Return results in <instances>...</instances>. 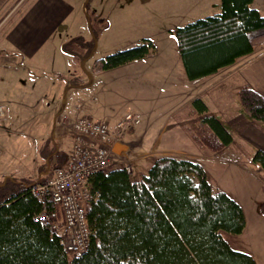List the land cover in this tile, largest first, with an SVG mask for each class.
Segmentation results:
<instances>
[{
	"label": "rangeland",
	"instance_id": "rangeland-1",
	"mask_svg": "<svg viewBox=\"0 0 264 264\" xmlns=\"http://www.w3.org/2000/svg\"><path fill=\"white\" fill-rule=\"evenodd\" d=\"M31 1L12 0L6 9L0 10V33ZM86 1L82 22L70 29L71 35H78L77 38L66 40V50L72 58L69 70L76 76L77 85L85 81L80 84L85 91L77 99L85 103L84 107L89 110L87 116L95 120H105L112 125L126 113L139 119L130 131L123 132L121 142L127 143L126 148L120 153L113 152L106 168L125 166L134 181L146 174L153 161L161 156L198 162L211 186L238 202L245 214L243 230L240 233L221 230L222 237L231 248L251 255L256 264H264V168L253 160L258 148L242 138L239 128H227L232 141L224 145L203 121L204 116L193 99L200 98L209 110L215 111L216 102L211 97L215 82L186 77L173 32L179 25L218 12L219 2L194 5L193 0ZM254 5L264 14V0H256ZM142 38L154 44V49L146 56L92 73L95 59L130 47ZM82 40L89 42L83 45ZM262 49L264 41L254 47L256 52ZM82 63L88 71L83 69ZM44 71L48 76L45 79L50 81L54 74ZM24 81L23 91L8 90L0 74L3 89L0 105L5 111L0 119V186H6L0 198L15 191L23 182L39 180L57 166L44 161L54 150L50 144L54 128L47 126L51 122L50 114L39 111L41 106L46 107L45 101L33 108L39 100L38 93L30 94L29 84ZM71 83L68 82V87H76ZM25 93H29L28 96ZM3 97L13 100H3ZM235 101L239 107L236 94ZM151 109L154 124L149 126L147 112ZM169 109L173 111V119L159 121L161 112ZM40 141L44 143L38 148ZM65 151L66 148L59 152Z\"/></svg>",
	"mask_w": 264,
	"mask_h": 264
},
{
	"label": "trees",
	"instance_id": "trees-1",
	"mask_svg": "<svg viewBox=\"0 0 264 264\" xmlns=\"http://www.w3.org/2000/svg\"><path fill=\"white\" fill-rule=\"evenodd\" d=\"M252 1L220 0L218 12L175 27L178 53L189 80L215 73L264 41V14L251 6ZM153 49L152 41L142 38L95 59L91 71L118 67ZM235 94L240 111L264 125V97L246 84ZM193 104L221 143L229 144L232 136L226 126L200 98H194ZM51 156L56 167L65 163L64 153L53 150ZM253 160L264 168V151L257 149ZM44 180L23 182L0 198V264H256L251 255L231 248L220 233L243 230L242 207L214 189L202 165L194 160L158 157L134 181L125 166L95 172L89 182L97 199L84 205L88 245L81 255L72 257L57 234L50 232L49 222L36 217L46 210L52 221L62 219L59 204L49 196L40 201L30 191L32 184ZM5 187L0 186V194Z\"/></svg>",
	"mask_w": 264,
	"mask_h": 264
},
{
	"label": "crops",
	"instance_id": "crops-1",
	"mask_svg": "<svg viewBox=\"0 0 264 264\" xmlns=\"http://www.w3.org/2000/svg\"><path fill=\"white\" fill-rule=\"evenodd\" d=\"M6 1L0 0V8ZM193 1L194 5H209L217 4L220 0ZM255 1H252L251 6L260 11L261 9L254 5ZM86 2V0H32L16 20L0 33L1 82L6 84L5 88L8 90L23 91L26 80L29 84L27 88L29 93H38L40 100L37 99L32 107L36 108L39 102L45 101L46 107L43 106L42 109L41 106L39 111L46 115L50 114L51 122L47 126L54 128L50 144L54 147V152L66 148L63 152V161L72 144L74 120L83 115L87 116L89 111L84 107L85 103L77 99V96L85 91L81 88L82 85L80 86L85 84V81L77 85L76 76L69 70L72 58L66 50V40L78 36L71 35L70 29L82 22ZM82 64L83 69L88 71L85 64ZM44 70H50L54 74L50 81L45 79L48 76ZM198 79L215 82L216 89L212 91L211 97L216 102V110L211 111L206 105L208 112L215 115L226 128H239L242 138L253 147L264 151V125L248 119L238 109L235 101V91L245 84L264 97V49L257 52L253 50L252 53L237 58L232 64L220 68L215 73ZM68 82H73L71 84L76 87H68ZM0 92H3L2 88ZM29 93H25V96ZM25 96L22 98L26 99ZM2 99L13 100L10 97ZM169 110L161 112L158 120H172L174 114ZM152 112V109L147 112L149 126L154 124ZM40 143L38 148H41L44 141ZM123 143L127 145L126 142ZM44 161L47 165L51 162L56 164L55 156ZM47 175L48 173L43 175L40 180ZM262 219L259 218L260 221Z\"/></svg>",
	"mask_w": 264,
	"mask_h": 264
},
{
	"label": "built area",
	"instance_id": "built-area-1",
	"mask_svg": "<svg viewBox=\"0 0 264 264\" xmlns=\"http://www.w3.org/2000/svg\"><path fill=\"white\" fill-rule=\"evenodd\" d=\"M4 116L5 111L0 105V119ZM138 122V117L131 113H126L112 125L85 115L76 118L72 124L73 143L65 163L51 170L43 182L30 186L38 200L43 201L49 196L59 203L61 222L52 221L50 229L60 237L66 250L77 256L83 253L88 240L84 205L97 199L89 178L108 166L113 144L121 142L123 132L130 131ZM36 217L51 219L45 210Z\"/></svg>",
	"mask_w": 264,
	"mask_h": 264
},
{
	"label": "bare ground",
	"instance_id": "bare-ground-1",
	"mask_svg": "<svg viewBox=\"0 0 264 264\" xmlns=\"http://www.w3.org/2000/svg\"><path fill=\"white\" fill-rule=\"evenodd\" d=\"M35 184V183H34ZM92 186V185H91ZM97 194V193H96ZM98 195V194H97ZM57 204H59V203H57ZM60 206V205H59ZM42 211V210H41ZM40 211V212H41ZM46 211V210H45ZM39 212V213H40ZM47 212V211H46ZM40 219H43V218H41V217H39ZM43 220H45V221H48V220H46V219H43ZM49 222V230H50V232H52V233H55L54 231H52V229H50V224H51V222H52V219H50V221H48ZM58 236V235H57ZM59 238V241H60V243H61V245H62V248H63V250L65 251V253H67V255L69 256V255H71V257L72 256H77V255H75L73 252H70V251H68V250H66V248L64 247V245H63V243H62V241H61V239H60V237H58ZM87 245H88V240H87ZM87 245H86V247H85V249L87 248ZM85 249H84V251H85ZM83 251V252H84ZM70 257V256H69Z\"/></svg>",
	"mask_w": 264,
	"mask_h": 264
},
{
	"label": "water",
	"instance_id": "water-1",
	"mask_svg": "<svg viewBox=\"0 0 264 264\" xmlns=\"http://www.w3.org/2000/svg\"><path fill=\"white\" fill-rule=\"evenodd\" d=\"M125 148H126V145L124 143L117 142V143L113 144L112 151L115 152V153H120Z\"/></svg>",
	"mask_w": 264,
	"mask_h": 264
}]
</instances>
